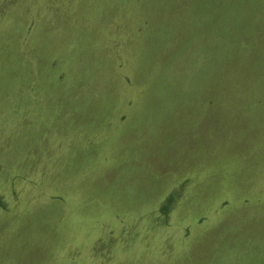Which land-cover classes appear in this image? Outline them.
Returning <instances> with one entry per match:
<instances>
[{"label": "rangeland", "instance_id": "rangeland-1", "mask_svg": "<svg viewBox=\"0 0 264 264\" xmlns=\"http://www.w3.org/2000/svg\"><path fill=\"white\" fill-rule=\"evenodd\" d=\"M0 264H264V0H0Z\"/></svg>", "mask_w": 264, "mask_h": 264}]
</instances>
